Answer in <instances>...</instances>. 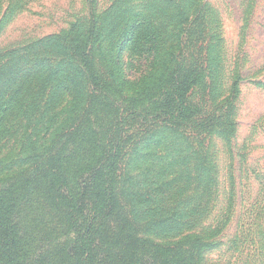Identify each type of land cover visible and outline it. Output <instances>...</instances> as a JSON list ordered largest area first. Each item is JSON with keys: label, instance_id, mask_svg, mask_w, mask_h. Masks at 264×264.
Listing matches in <instances>:
<instances>
[{"label": "trees", "instance_id": "obj_1", "mask_svg": "<svg viewBox=\"0 0 264 264\" xmlns=\"http://www.w3.org/2000/svg\"><path fill=\"white\" fill-rule=\"evenodd\" d=\"M87 1L86 22L0 58V264L33 260L37 233L24 237L18 215L39 183L53 221L76 224L74 264H204L232 209L213 230L199 224L218 190L214 144L230 146L237 123L212 96L203 8L167 36L154 15ZM30 52L60 60L20 68ZM151 157L160 165L143 196L161 203L146 200L140 218L126 172Z\"/></svg>", "mask_w": 264, "mask_h": 264}, {"label": "rangeland", "instance_id": "obj_2", "mask_svg": "<svg viewBox=\"0 0 264 264\" xmlns=\"http://www.w3.org/2000/svg\"><path fill=\"white\" fill-rule=\"evenodd\" d=\"M116 4L127 17L138 13L154 15L167 29V36L185 26L181 17L195 19V10L203 8L214 39L210 50L212 96L224 108H228L226 104L233 105L237 123V134L230 146L218 140L214 144L218 190L211 204L207 202L210 211L199 224L213 230L218 219L222 220V210L232 209L221 231L207 240L204 264H264V0H98V13ZM89 11L87 0H0V20L5 23L0 31V58L47 37L60 36L76 21L86 22ZM31 52L19 57L24 59L19 62L20 68L55 66L60 60L46 54L31 57ZM129 71L124 72L127 78L138 77V73L131 75ZM75 152L78 161L85 164L86 148ZM191 159L185 155L187 162L191 163ZM159 165V158L151 157L128 168L131 170L126 172V186L131 204L141 206L146 200L148 206L161 203L143 196L153 194L148 186ZM30 197L18 215L23 236L37 233L30 264H74L71 240L76 224L53 221L41 183ZM194 203L189 200L191 207ZM147 207L133 208L142 218ZM162 240L158 241L165 242Z\"/></svg>", "mask_w": 264, "mask_h": 264}]
</instances>
